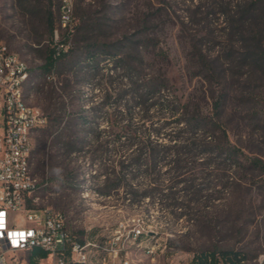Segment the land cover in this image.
Segmentation results:
<instances>
[{
	"label": "rangeland",
	"instance_id": "rangeland-1",
	"mask_svg": "<svg viewBox=\"0 0 264 264\" xmlns=\"http://www.w3.org/2000/svg\"><path fill=\"white\" fill-rule=\"evenodd\" d=\"M62 4L0 0V42L28 65L26 101L48 120L32 135L38 206L97 245L86 264H112L103 248L114 238L116 264H190L223 252L257 264L264 9L245 21L242 0H73L64 28ZM64 41L68 56L43 72L48 49ZM149 79L174 101V116L144 98ZM200 117L217 123L200 127ZM148 127L159 128L149 139ZM223 131L238 161L217 147ZM44 254L31 250L32 263Z\"/></svg>",
	"mask_w": 264,
	"mask_h": 264
},
{
	"label": "built area",
	"instance_id": "built-area-1",
	"mask_svg": "<svg viewBox=\"0 0 264 264\" xmlns=\"http://www.w3.org/2000/svg\"><path fill=\"white\" fill-rule=\"evenodd\" d=\"M72 6L73 0H63L64 28H71ZM28 77L26 62L0 42V264H33L30 251L34 248L46 254L36 264H86L88 249L97 245L75 239L64 214L37 204L39 180L31 169L32 135L48 120L26 101ZM14 212L24 216L19 225L12 217ZM140 233L137 229L136 236ZM118 239L103 248L112 264L122 250ZM257 264H264V255Z\"/></svg>",
	"mask_w": 264,
	"mask_h": 264
},
{
	"label": "trees",
	"instance_id": "trees-1",
	"mask_svg": "<svg viewBox=\"0 0 264 264\" xmlns=\"http://www.w3.org/2000/svg\"><path fill=\"white\" fill-rule=\"evenodd\" d=\"M243 2V11L245 15L244 20H248L247 18H249L250 16L253 17L254 14L259 10V9H264V0H242ZM250 17V18H251ZM49 33L51 35V39L52 41L54 40V24L52 23V21L49 23V27H48ZM66 45V42H62V43H58V42H54V44L51 46V48L48 49V53L45 57V63L42 66L41 70L43 72H50L55 65L57 64L58 61L64 59L66 56H68L71 48L70 45L67 47V50H64V46ZM260 53H264V48H260ZM105 53V52H102ZM148 93L147 97L146 94L144 96V98H149L152 103L151 106L157 105L159 107V109L161 111H166L167 113H169L172 116H174L175 113V108H173L174 101L170 100L169 98H165L161 95L156 96V92L160 93L162 90L159 87V84L157 83L156 80L153 79H149L148 80ZM150 96V97H148ZM175 107V106H174ZM180 120L175 121V123H178ZM199 122L201 123V126H214L215 123L214 120L212 118H201L199 119ZM38 130V129H37ZM159 130V128H147L145 131V134L147 136V138L149 139L152 135L153 132H157ZM134 131L136 132H140V130L134 128ZM207 137H211V134L208 132L206 133ZM217 147L224 153H228L229 158H232L236 161L239 160V157L241 155V150L238 149L237 147H235L234 145H232L228 139L227 136L225 134V132L223 131V136L222 139L218 141ZM157 161H155L154 164H156ZM123 164V163H122ZM141 163L139 161L134 160L133 162L129 161L127 162V164H125V166L127 167H131L132 169L135 168L137 165H140ZM134 166V167H133ZM72 236L77 239L78 241L82 242V239L77 238L74 234H72ZM230 252H223L222 254H217V253H210V254H201L200 256H198L195 260H193L190 264H219V259H221L222 261H228V264H242V258L238 257L237 253H233L232 257L229 256ZM46 254H44L45 256ZM68 264H78V263H68Z\"/></svg>",
	"mask_w": 264,
	"mask_h": 264
}]
</instances>
